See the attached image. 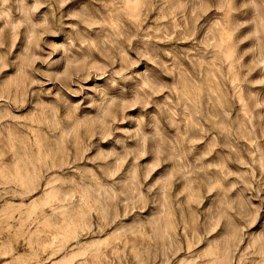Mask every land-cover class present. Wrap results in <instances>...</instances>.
<instances>
[{
  "label": "rangeland",
  "instance_id": "1",
  "mask_svg": "<svg viewBox=\"0 0 264 264\" xmlns=\"http://www.w3.org/2000/svg\"><path fill=\"white\" fill-rule=\"evenodd\" d=\"M0 264H264V0H0Z\"/></svg>",
  "mask_w": 264,
  "mask_h": 264
}]
</instances>
